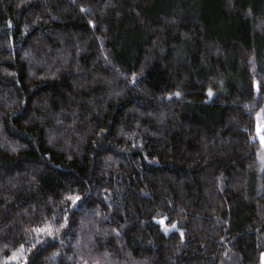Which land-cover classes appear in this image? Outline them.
I'll list each match as a JSON object with an SVG mask.
<instances>
[{
  "label": "trees",
  "instance_id": "16d2710c",
  "mask_svg": "<svg viewBox=\"0 0 264 264\" xmlns=\"http://www.w3.org/2000/svg\"><path fill=\"white\" fill-rule=\"evenodd\" d=\"M263 107L264 0H0V264H264Z\"/></svg>",
  "mask_w": 264,
  "mask_h": 264
},
{
  "label": "snow or ice",
  "instance_id": "6c2138e0",
  "mask_svg": "<svg viewBox=\"0 0 264 264\" xmlns=\"http://www.w3.org/2000/svg\"><path fill=\"white\" fill-rule=\"evenodd\" d=\"M211 95V92L209 93ZM258 134H259V130H258ZM261 140L262 142H264V136H261ZM68 199H70L72 201V204H76V201H78L80 199V197L78 195L76 196H70L68 197ZM67 223V220L65 219V224ZM61 227H63V225H61ZM174 227V225H173ZM37 232H46L47 235L51 236L53 235V229L52 226L49 224L47 227L45 228H37L34 229ZM25 251L23 245L20 246L19 249V253L14 252L10 257H5L3 260V264H9L10 261H17L19 262L22 259V256L20 255V253H23Z\"/></svg>",
  "mask_w": 264,
  "mask_h": 264
},
{
  "label": "rangeland",
  "instance_id": "374dc122",
  "mask_svg": "<svg viewBox=\"0 0 264 264\" xmlns=\"http://www.w3.org/2000/svg\"><path fill=\"white\" fill-rule=\"evenodd\" d=\"M258 130L260 133V141L261 143H264L261 140L262 133L264 132V107L258 115ZM259 159H260V172H262L264 170V146H262L259 152ZM162 225L165 229H167V226L165 225L164 222H162ZM263 263H264V259H263Z\"/></svg>",
  "mask_w": 264,
  "mask_h": 264
}]
</instances>
